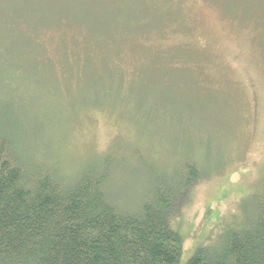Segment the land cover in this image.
Listing matches in <instances>:
<instances>
[{
    "label": "rangeland",
    "instance_id": "1",
    "mask_svg": "<svg viewBox=\"0 0 264 264\" xmlns=\"http://www.w3.org/2000/svg\"><path fill=\"white\" fill-rule=\"evenodd\" d=\"M15 1L0 0V133L69 180L113 151L108 191L124 207L136 206L153 185L143 163L171 177L181 161H194L202 176L170 220L182 237L185 264L231 226L240 203L258 195L264 178V0H170L173 18L162 23L164 32L157 25L164 34L147 39L138 36L148 27L137 29L152 5L111 0L88 25L114 21L124 44L119 51L96 52L95 71H59L51 62L58 59L54 37H42L51 61L34 46L21 50V22H4L27 9ZM133 39L139 49L163 50L157 54L164 61H155L160 66L143 62L150 48L129 49ZM182 46L186 70L161 64L177 62ZM94 75L107 87L99 82L89 88ZM92 93L113 110L71 108Z\"/></svg>",
    "mask_w": 264,
    "mask_h": 264
},
{
    "label": "trees",
    "instance_id": "2",
    "mask_svg": "<svg viewBox=\"0 0 264 264\" xmlns=\"http://www.w3.org/2000/svg\"><path fill=\"white\" fill-rule=\"evenodd\" d=\"M110 1L16 0L27 9L15 20L13 15L11 21L4 22L9 26L20 21L21 50H32L34 46L39 57L49 61L42 37H54L53 52L58 59L51 62L59 71L81 67L95 71L99 65L96 52L110 48L119 51L124 44L116 38L120 31L114 21L99 28L88 25L93 15L98 17L100 5ZM144 1L152 6L147 16H142L147 25L141 22L137 29L148 27L147 35L138 39L155 33L163 35L162 23L173 18L170 0ZM33 6L35 17L30 19ZM75 9L82 14H76ZM128 46L138 53L151 49H139L137 39ZM179 48L183 51H176L177 62L161 63L167 69L188 68L187 48ZM161 51L151 49L143 62L160 66L155 61L156 57L163 60L157 54ZM155 54L158 56L151 57ZM88 79L89 88L99 82L103 89L107 87L100 76ZM92 95L76 101L71 108L113 110L111 104ZM113 153L88 163L69 180L49 170L50 166L34 161L26 151H17L15 143L0 133V264H180L183 240L171 229L170 220L185 205L188 193L202 176L196 163L181 161L171 177L160 174L156 165L143 163L154 176L153 185L136 206L124 207L108 191ZM260 185L258 195L240 203L231 226L220 229L216 239L196 249L185 264H264V178Z\"/></svg>",
    "mask_w": 264,
    "mask_h": 264
}]
</instances>
